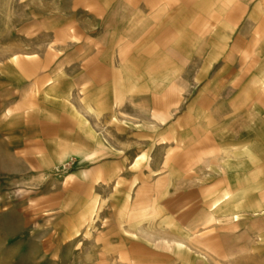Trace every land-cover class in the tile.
<instances>
[{
    "label": "crops",
    "instance_id": "crops-1",
    "mask_svg": "<svg viewBox=\"0 0 264 264\" xmlns=\"http://www.w3.org/2000/svg\"><path fill=\"white\" fill-rule=\"evenodd\" d=\"M79 12L92 20L68 27L53 53L66 66L15 89L36 113L14 128L18 138L3 140L13 146L4 158L41 172L73 153H98L100 128L129 144L153 126L173 147L202 135L204 174L217 177L206 183L230 195L219 219L264 250V0H76ZM146 58H187L188 71L179 64L173 87L161 91L132 67ZM120 163L103 165L115 173ZM233 206L252 210L233 219Z\"/></svg>",
    "mask_w": 264,
    "mask_h": 264
},
{
    "label": "rangeland",
    "instance_id": "rangeland-1",
    "mask_svg": "<svg viewBox=\"0 0 264 264\" xmlns=\"http://www.w3.org/2000/svg\"><path fill=\"white\" fill-rule=\"evenodd\" d=\"M86 4L91 12L93 3ZM75 6L76 0H0V264H264V250L210 208L227 190L206 183L217 177L204 174L202 135L173 147L153 136V126L129 144L100 128L98 153H73L41 172L4 158L13 146L3 140L18 138L14 128L36 113L15 89L65 67L53 53L66 43L67 28L92 20L75 14ZM146 60L133 59L132 67L161 91L173 87L179 64L188 71L187 58ZM106 162L121 163L111 173ZM90 208L91 222L83 216ZM173 240L184 247L166 244Z\"/></svg>",
    "mask_w": 264,
    "mask_h": 264
},
{
    "label": "bare ground",
    "instance_id": "bare-ground-1",
    "mask_svg": "<svg viewBox=\"0 0 264 264\" xmlns=\"http://www.w3.org/2000/svg\"><path fill=\"white\" fill-rule=\"evenodd\" d=\"M29 58V56H27ZM16 59V56H13L12 60ZM10 67L15 71V69H18L16 68V66L14 64H10ZM19 70H17L18 72ZM4 160V159H3ZM2 160V162H3ZM228 199H230V195L228 193H224L222 196L218 197L217 199H215L213 201V203L211 204L210 208L212 210L213 213H219L221 210L226 211V207H225V204H227V202L229 201ZM232 209V208H231ZM242 209H250V211L252 210V208H245V207H234L233 206V211L231 212V215L233 217V219H237V217L240 215L241 213V210ZM92 209H88L84 214L83 216L86 218H88L91 222V219H92ZM230 212V211H228ZM75 229V228H74ZM166 244H169L170 247H174V248H182L183 244L180 242V241H176V240H173L172 243H169V241H166ZM184 247V246H183Z\"/></svg>",
    "mask_w": 264,
    "mask_h": 264
}]
</instances>
